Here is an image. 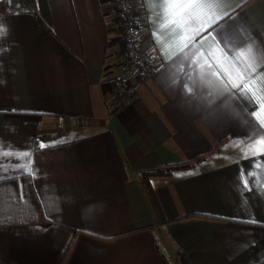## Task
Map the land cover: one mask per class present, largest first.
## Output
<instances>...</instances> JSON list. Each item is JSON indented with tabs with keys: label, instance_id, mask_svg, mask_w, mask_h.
<instances>
[{
	"label": "crops",
	"instance_id": "1",
	"mask_svg": "<svg viewBox=\"0 0 264 264\" xmlns=\"http://www.w3.org/2000/svg\"><path fill=\"white\" fill-rule=\"evenodd\" d=\"M133 6L156 70L127 74L133 98L112 112L111 2L0 0V180L30 176L46 218L1 224L0 264H264V113L209 55L264 48V0H217L200 35L161 28L164 0ZM203 154L150 178L157 224L139 173Z\"/></svg>",
	"mask_w": 264,
	"mask_h": 264
},
{
	"label": "trees",
	"instance_id": "2",
	"mask_svg": "<svg viewBox=\"0 0 264 264\" xmlns=\"http://www.w3.org/2000/svg\"><path fill=\"white\" fill-rule=\"evenodd\" d=\"M27 6L28 11L35 12L34 0H22ZM115 31L119 35V42L115 50V55L119 60H125L127 55V45L124 37L125 22L114 15ZM120 97L116 95L112 112L120 109ZM57 134L50 135L55 137ZM203 155H197L189 160L166 164L160 167L143 170L138 175L139 183L142 185L145 193L155 212L157 224H164L167 219L164 218L160 204L155 191L150 183L152 176H170L176 170L186 169L195 166L201 160ZM121 172L124 169L120 165ZM44 216L40 202L36 196L32 180L28 175L11 177L0 180V225L22 224L44 221Z\"/></svg>",
	"mask_w": 264,
	"mask_h": 264
},
{
	"label": "snow or ice",
	"instance_id": "3",
	"mask_svg": "<svg viewBox=\"0 0 264 264\" xmlns=\"http://www.w3.org/2000/svg\"><path fill=\"white\" fill-rule=\"evenodd\" d=\"M216 2L217 0H164V6L161 11L164 14L162 19L165 20V23L161 24V28L167 27V25L171 23H180L187 26L186 30L189 33L200 35L207 29L212 28L213 25L221 19L220 16H216L213 20L212 15L215 13L213 12L212 15L208 13V10L214 8ZM174 9H179V12H173ZM189 10H191L190 15H183ZM169 14L173 15L174 19H167ZM227 15L228 13H225V16ZM193 18L201 22L199 28H193L191 26L190 20ZM3 31V27L0 26V35L3 34ZM213 38L215 39V37ZM184 39H187V37H181V40ZM187 46V44H184L183 47L180 48V51H183L184 47ZM217 51L223 53L224 49H215L209 52V55L214 56L222 70L226 72L228 75V83L231 84V87L245 93H252V98L260 102L261 113H264V73H258L257 71L258 68L264 67V48L259 45L251 44L234 57L230 58L225 53L222 59L216 57ZM237 61L242 64V67L237 66ZM204 64L211 68L207 59L204 60ZM211 74L217 75L215 72ZM257 118L259 119L260 117L258 116ZM261 123L264 125V120H262ZM258 143L264 144V139L258 141ZM41 147H44V145H41ZM22 155L27 157L29 153L25 152L22 153ZM27 170L29 172L32 171L30 167Z\"/></svg>",
	"mask_w": 264,
	"mask_h": 264
},
{
	"label": "built area",
	"instance_id": "4",
	"mask_svg": "<svg viewBox=\"0 0 264 264\" xmlns=\"http://www.w3.org/2000/svg\"><path fill=\"white\" fill-rule=\"evenodd\" d=\"M113 6L114 15L125 22L124 37L127 45L125 60H120L122 73L115 77L112 85L116 95L120 97L119 105H127L133 98V90L127 86V74L136 73L149 76L156 70V64L150 60L139 45L137 28V16L133 6V0H108Z\"/></svg>",
	"mask_w": 264,
	"mask_h": 264
}]
</instances>
